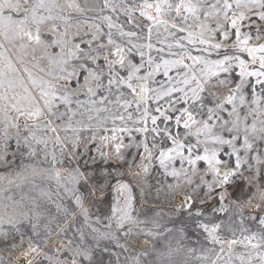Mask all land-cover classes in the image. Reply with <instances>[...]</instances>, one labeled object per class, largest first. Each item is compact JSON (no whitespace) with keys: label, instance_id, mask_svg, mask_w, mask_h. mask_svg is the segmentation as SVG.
Returning a JSON list of instances; mask_svg holds the SVG:
<instances>
[{"label":"rangeland","instance_id":"rangeland-1","mask_svg":"<svg viewBox=\"0 0 264 264\" xmlns=\"http://www.w3.org/2000/svg\"><path fill=\"white\" fill-rule=\"evenodd\" d=\"M0 264H264V0H0Z\"/></svg>","mask_w":264,"mask_h":264}]
</instances>
